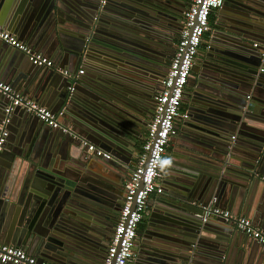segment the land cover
Wrapping results in <instances>:
<instances>
[{"label":"water","instance_id":"water-1","mask_svg":"<svg viewBox=\"0 0 264 264\" xmlns=\"http://www.w3.org/2000/svg\"><path fill=\"white\" fill-rule=\"evenodd\" d=\"M24 1L28 9L17 28L26 30L28 42L51 56L66 58L69 49L80 62L91 58V51L107 57L111 52H128L153 57L159 66L168 61L174 42L177 7L188 2L111 0L101 6L99 0ZM263 1L224 0L219 7L231 4L241 15L237 13V21L221 32L213 26L214 44L207 37L206 50L201 51L213 61L208 70L203 61L191 69L206 74L201 82L199 76L191 84L198 93L185 94V107L192 112L177 126L181 134L170 139L172 151L176 144L182 146L181 156L174 175L167 174L173 162L171 155L167 157L162 173L165 189L156 198L164 206L144 215L145 227L135 243L136 264H248L252 238L223 217L207 214L206 207L216 198V205L220 200L225 208L246 214L240 186L264 183V69L259 70L264 64ZM12 2L0 0V24L8 20ZM253 40L261 44L254 46ZM24 57L32 69L41 70L32 72ZM0 66L10 72L15 86L22 84L24 94L52 100L55 78L43 69L58 68L34 64L1 39ZM111 77L98 67L96 73L79 80L83 86H77V81L58 101L60 107L72 110L73 128L87 143L26 111L28 116L17 122L18 128H11L0 152V239L4 243L56 264H101L102 249L108 247L104 223L123 206L122 187L142 153L146 133L147 91L127 90L142 98L140 106L128 104L120 78ZM4 99L7 103L0 92V101ZM3 116L4 109L0 120ZM212 120L219 131L205 128L203 123ZM50 131H58L60 137ZM233 132L246 140L241 142L247 150L232 145L228 137ZM89 143L111 156L89 152ZM234 170L239 175L232 174Z\"/></svg>","mask_w":264,"mask_h":264},{"label":"built area","instance_id":"built-area-1","mask_svg":"<svg viewBox=\"0 0 264 264\" xmlns=\"http://www.w3.org/2000/svg\"><path fill=\"white\" fill-rule=\"evenodd\" d=\"M105 0H100L104 3ZM224 0H191L184 13V24L176 44L175 53L171 59L167 74L163 80V89L156 96L154 114L148 124L142 153L137 164L125 183L124 203L120 210L116 225L102 264H130L135 255V242L139 224L148 208V201L153 194H161L164 187L160 183L164 155L170 139L176 134L177 118H187L188 113L182 111L185 86L196 61L203 36L210 28L211 14L221 7ZM0 39L24 52L38 66L55 67L53 59L35 50L32 46L18 38L14 33L0 29ZM255 43L254 46H259ZM264 55V53H263ZM68 77L76 76L69 69H59ZM83 69L78 71L82 74ZM73 90V86L70 87ZM0 92L7 99L4 116L0 120V152L4 149L10 135L9 125L12 113L23 109L29 114L63 133L80 137L72 125L62 121L64 110H53L39 102L28 98L21 91L0 78ZM88 151L98 156L110 157V153L89 143ZM213 198L206 207L207 214L223 217L237 230L264 245V229L255 226L251 219L233 214L226 208L215 204ZM1 264H56L29 254L22 247L0 241Z\"/></svg>","mask_w":264,"mask_h":264},{"label":"crops","instance_id":"crops-1","mask_svg":"<svg viewBox=\"0 0 264 264\" xmlns=\"http://www.w3.org/2000/svg\"><path fill=\"white\" fill-rule=\"evenodd\" d=\"M112 1H117V2H130L128 0H112ZM100 2V0H99ZM109 2H111V0H105L104 3H100V5H106L109 4ZM23 3V4H22ZM233 3V2H232ZM264 5V1L262 2ZM27 4L25 1L23 2V0H13L12 5L10 6V10L8 13V22H4L3 24H0V29L2 30H7L10 31L12 33H14L15 35L18 36L19 39H21L22 41L26 42V43H30L28 42L29 40L27 39V31L25 30L24 32H19V28H17V26L20 24L21 19L23 17V15L25 14V12L27 11ZM190 4V3H189ZM237 10L233 7V5H227L225 7H222L221 9H216L212 15H211V19H210V28L209 30L205 33V36L201 42L200 48H199V53L197 55L196 61H203L205 62V69L208 70L207 65L209 62H213L211 61V59L205 56L201 55V51H205L206 47L205 43H207L208 41L206 40L207 37H211V41L210 43H212V45L214 44V41L212 40L213 34L215 33L213 29V26H215V29H217V31H222L224 27L229 26L232 22L235 23L236 17L239 14L238 12H236ZM238 13V14H237ZM241 15V14H239ZM255 25V24H253ZM244 28H247L244 27ZM181 32V31H180ZM257 34L261 33L260 30H258L256 32ZM258 37V36H257ZM255 41V40H253ZM253 43H260L259 40H256ZM32 47L45 54L46 56H48L49 58L53 59L54 62H56L55 64V68L61 69L65 68V69H69L74 76L77 77V79L75 80L73 77H68L64 74H62L60 71H51L49 69H43L44 72L49 73L48 71H50V75L54 76L55 78V87H54V96L52 97L51 101L46 100L45 97L44 101L42 96H40L41 98H36L31 92H28L26 94H24L25 92V88L23 90L22 88V84L20 86H15L16 83L13 82L14 80L11 79V74L9 71H7L6 69H4L2 66H0V78L2 80H4L5 82L9 83L12 85V87H14L15 89H18L19 91H21L25 96H27L30 99H33L37 102H39L40 104L49 107L51 109H53L55 106L57 107V109L55 110H64V116L62 117V121L72 125V117L73 114L70 112L72 110H68V106H62L60 107L61 104L58 103L59 100H61V96L62 94L64 95L66 93V90L70 89L71 86H74V84L77 83V86H83V81L79 80H84L85 78H87V76H89V74L95 72L98 69V67H102L105 68V70H107L109 72V76L113 79H118L120 82H122V86L125 87V89H121V91L124 92V96H125V101L128 104H134L135 106H140L139 104H141V100L142 98H137V95L135 94V96H133V93H128L127 90L129 89H133V88H138L141 90H145L147 92L150 93H154L153 91H156L157 93L161 92V90L163 89V80L167 74L168 68L166 71L162 70L163 67H161V65L159 66L157 63V60L154 59L153 57L147 56V55H142V56H136L129 54L128 52H111V55L109 57L101 55V53H99L98 51H91V58H86L83 59L80 62H77L74 58V56L72 54H70V50L68 49L67 52V57L66 58H61L58 56H51L49 55L47 52H45L44 50H42L39 45H35L32 44ZM241 44V43H240ZM248 49H251L250 46H248ZM96 57H99V59H97ZM25 61L27 62L28 66L31 68L30 70H33L32 72H35L36 70H41V69H32L35 67H32V65L29 63L30 61H27L28 58L24 57ZM27 58V59H26ZM108 62V63H107ZM194 63V64H195ZM170 65V63H169ZM263 67V68H262ZM261 68H259V70H263L264 69V64ZM83 69L84 72L82 74H78V71ZM204 74L206 73H200V75H197L195 73L192 72L190 73V76L188 78V82L185 86V90H184V95L187 93H191V94H196L199 92L198 88H192V83H195V79L198 78L200 76V82L202 81V78L204 76ZM80 75V76H79ZM161 77V78H160ZM160 78V79H159ZM199 82V83H200ZM70 84V85H69ZM14 85V86H13ZM193 97V96H192ZM185 99L183 96V102H182V111L186 112V113H190L192 112L191 109L186 108V104H185ZM1 102V111L3 112L4 107L6 106V101L4 99V101H0ZM3 105V106H2ZM53 107V108H52ZM60 107V108H59ZM155 109V108H154ZM154 109H153V114H154ZM219 109L222 111H227L223 108ZM54 110V109H53ZM0 112V113H2ZM75 112V111H73ZM13 117H11V119L13 120L10 124V135H11V128L13 129H17L18 125L17 122H19L23 116H28L25 114V111H23L22 109H16L13 113ZM153 114L150 116L149 120L147 121V123L144 125V127H146V133H147V129H148V124L153 116ZM67 115V116H65ZM210 117L212 118H218L217 116H214V114H211ZM185 118H177V120L175 121V127H176V134H181L180 130L177 128V126H181V124H183V120ZM222 119V118H221ZM205 128H208L212 131L217 130L219 131L214 124H213V120L212 121H207L206 123H203ZM74 127V126H73ZM52 134L59 136L58 133L56 134V132L54 131H50ZM146 133L144 135V139L146 137ZM175 134V135H176ZM60 137V136H59ZM174 138V137H172ZM231 141H232V145L238 147V149L242 151L247 150L246 148H244L245 146L243 145V143L241 141H246L245 139L238 138V134L237 132H233V134H230V136L228 137ZM238 142V143H236ZM12 146L15 147L16 143L12 141ZM172 143L171 141L169 142V145L167 147V151L164 155V162H163V169H162V173H165L166 170V166H167V157L168 155H171L173 157V162H172V166L169 168L167 174L169 175H174L177 169V164H178V157L181 156V151H182V146L181 145H177L176 144V148L175 150L172 151ZM235 154H240L239 151H237V149H235L234 151ZM242 156V155H241ZM2 157V156H1ZM235 169H239L238 166H236V163L233 165ZM164 170V171H163ZM232 174L234 175H239L237 170L231 171ZM131 174V172H130ZM129 174V176H130ZM20 174L18 173L17 176H19ZM128 176V178H129ZM128 178L125 180L124 182V186L126 181L128 180ZM18 181V178H14V182ZM160 183L162 184V186L165 189V184L163 183V175L160 178ZM240 191H242V197L244 198L245 202H246V214H241L239 212H235L236 210H232L231 208H226L228 210H230L233 214L235 215H239V216H244L247 217L249 219H251L252 223L257 226L260 227L262 229H264V183L263 182H259L258 185L256 186H252V185H241L240 186ZM163 194H153L149 201H148V208L146 212H150L153 209H155L156 211L160 210L164 204H162L161 202L156 201V198H159L160 196H162ZM219 207L221 208H225V204L224 202H221L219 200ZM224 205V206H223ZM162 206V207H161ZM241 211L243 208V205L240 206ZM240 211V210H239ZM143 227H145L144 223H143ZM204 235L207 236H213V234L210 233H203ZM137 240V239H136ZM0 241H2L0 239ZM3 242V241H2ZM110 242V241H109ZM249 242L251 244L252 247V252L250 254V258L248 260V264H264V245L260 244L259 242L255 241L254 239H249ZM136 243V242H135ZM109 244V243H108ZM25 250V249H24ZM135 251V248H134ZM36 256V255H35ZM135 255L133 257V259L130 261V264H136L135 263ZM47 260V259H46ZM50 261V260H49ZM53 262V261H52ZM103 260L101 261L102 264ZM139 264H146V261H140Z\"/></svg>","mask_w":264,"mask_h":264},{"label":"flooded vegetation","instance_id":"flooded-vegetation-1","mask_svg":"<svg viewBox=\"0 0 264 264\" xmlns=\"http://www.w3.org/2000/svg\"><path fill=\"white\" fill-rule=\"evenodd\" d=\"M190 2H191V0H188V2L186 4H179L178 7H177L175 27L173 29V31L175 32L174 42H173L172 47L170 48V51L168 52L169 53L168 61L167 62H163L161 64V67H163L162 70H164V71L167 70V68L169 66V63L171 62V59H172V57H173V55L175 53L176 44H177V41H178L179 36H180V31H181V29L183 27V24H184V13L187 10V7L189 6ZM210 19H211V16H210ZM204 36H203V38H204ZM131 54H133V53H131ZM171 55H172V57H171ZM139 56H141V54H139ZM153 92L154 93L147 92L148 95H147V99H146V102H145L146 111H147L146 112V118L144 119L145 123H147V121L149 120L150 116L153 114V109L155 108L156 96L158 95V93L156 91H153ZM184 98H185V95H184ZM124 197H125V187H122L121 204H122V202L124 203ZM120 210H121V206H119L117 208V210H116L117 213L113 214L110 217V219L106 220V222L104 223V228H103V233L102 234H103V237H104V243L106 245L109 243V241H110V239L112 237V234H113V231H114V227H115L116 221L118 219L117 217L119 216L118 213H120ZM143 223H144V220H142L141 223L139 224L138 231H137L138 235L142 231ZM138 235H137V239H138ZM136 242H137V240H136ZM105 252H106V249L103 248L102 249V257L105 256ZM100 263H101V261H100Z\"/></svg>","mask_w":264,"mask_h":264},{"label":"trees","instance_id":"trees-1","mask_svg":"<svg viewBox=\"0 0 264 264\" xmlns=\"http://www.w3.org/2000/svg\"><path fill=\"white\" fill-rule=\"evenodd\" d=\"M212 15V14H211Z\"/></svg>","mask_w":264,"mask_h":264}]
</instances>
